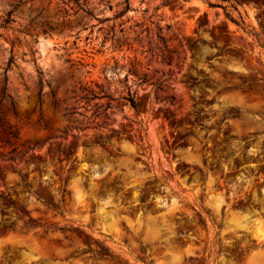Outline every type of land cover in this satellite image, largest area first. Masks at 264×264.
<instances>
[{"label":"rangeland","instance_id":"1","mask_svg":"<svg viewBox=\"0 0 264 264\" xmlns=\"http://www.w3.org/2000/svg\"><path fill=\"white\" fill-rule=\"evenodd\" d=\"M8 15L0 264H264V0H0Z\"/></svg>","mask_w":264,"mask_h":264},{"label":"flooded vegetation","instance_id":"2","mask_svg":"<svg viewBox=\"0 0 264 264\" xmlns=\"http://www.w3.org/2000/svg\"><path fill=\"white\" fill-rule=\"evenodd\" d=\"M214 178L215 179V183H219V181H221L220 178H218L217 175H215ZM192 184H198V187L196 188V190H198V192L200 194L207 192L208 186H207V182L205 180L200 179L197 183L193 182ZM158 190H160L161 192L164 191V187L161 186L159 188H157ZM169 188L167 187V189H165V191H168ZM198 193V195H199ZM201 197V195H200ZM177 218H182V220L180 221H175L176 222V227H178V230L176 232V238L178 242H187L190 243L191 241H193V243L195 242H200V239L203 238L201 236V230L196 227L193 226V223H188L187 220L183 216L177 215ZM180 224H183L184 226H180Z\"/></svg>","mask_w":264,"mask_h":264},{"label":"trees","instance_id":"3","mask_svg":"<svg viewBox=\"0 0 264 264\" xmlns=\"http://www.w3.org/2000/svg\"><path fill=\"white\" fill-rule=\"evenodd\" d=\"M125 3H126V7H127V0H125ZM11 22H12V20H11L10 16L8 15V16L3 20V22L0 24V26L6 27V26H7L8 24H10ZM10 61H12V59H11ZM5 81H6V80H5ZM86 91H88V90H86ZM93 97H94V95H93ZM129 101H130L131 105H132L134 108H137V102L135 101L134 98L130 97V98H129ZM10 133H11L13 136H16V135L18 134L17 131H11Z\"/></svg>","mask_w":264,"mask_h":264}]
</instances>
